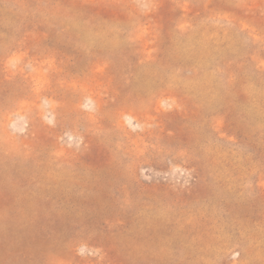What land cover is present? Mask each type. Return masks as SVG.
Wrapping results in <instances>:
<instances>
[{"label":"rangeland","instance_id":"374dc122","mask_svg":"<svg viewBox=\"0 0 264 264\" xmlns=\"http://www.w3.org/2000/svg\"><path fill=\"white\" fill-rule=\"evenodd\" d=\"M0 264H264V0H0Z\"/></svg>","mask_w":264,"mask_h":264}]
</instances>
